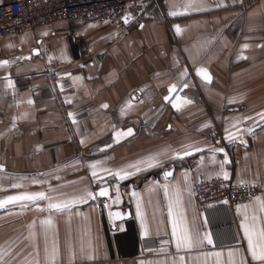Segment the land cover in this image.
I'll return each instance as SVG.
<instances>
[{
  "label": "crops",
  "instance_id": "1",
  "mask_svg": "<svg viewBox=\"0 0 264 264\" xmlns=\"http://www.w3.org/2000/svg\"><path fill=\"white\" fill-rule=\"evenodd\" d=\"M189 3L155 0L128 34L61 20L0 37V201L45 194L0 207V264H261L242 224L264 229V0ZM200 173L262 191L203 212ZM170 202L213 243L178 249ZM164 236L170 250L143 249Z\"/></svg>",
  "mask_w": 264,
  "mask_h": 264
},
{
  "label": "built area",
  "instance_id": "2",
  "mask_svg": "<svg viewBox=\"0 0 264 264\" xmlns=\"http://www.w3.org/2000/svg\"><path fill=\"white\" fill-rule=\"evenodd\" d=\"M155 0H11L0 4V37L33 31L37 28L65 20L83 24L109 22L121 25L124 33L144 25L145 8ZM127 20V22H126ZM79 39V38H77ZM216 143L224 141V132L218 127L208 129L205 134ZM169 166H172L171 164ZM257 184L237 183L232 178L198 174L193 184L195 203L203 212L214 206L237 207L252 201L260 193ZM233 227V221L213 224L212 228ZM145 251L161 248L171 249L168 237H153L142 240Z\"/></svg>",
  "mask_w": 264,
  "mask_h": 264
},
{
  "label": "snow or ice",
  "instance_id": "3",
  "mask_svg": "<svg viewBox=\"0 0 264 264\" xmlns=\"http://www.w3.org/2000/svg\"><path fill=\"white\" fill-rule=\"evenodd\" d=\"M195 3V0H190V3L186 6L191 7L192 4ZM196 10H201V9H196ZM172 15H177V13L173 12ZM127 22V20H126ZM177 27V31H180L179 26ZM245 47H247V45H245ZM3 64H7V61H3L0 62ZM198 75H201L205 80H210V76L207 72L206 69L204 68H199L196 70ZM12 86V82L9 81V87ZM186 86V85H185ZM176 85H172L170 88V91L175 90ZM167 99V98H166ZM32 101H29V103H31ZM185 102H190V101H185ZM174 107H179V104H174ZM103 107H107V105H104ZM132 135V129H128L126 133L123 132H117L116 133V137H117V142H119V140L124 137V136H130ZM151 166V164L149 165ZM93 168L95 167V165L92 166ZM93 175L95 176L96 173L93 172ZM166 175H171V173H167ZM225 178H227V173H224ZM15 187V185H14ZM89 196H91L92 194L89 193ZM100 196H107L108 195V191L107 189H101L99 192ZM41 198H45V194L44 193H32V194H24V195H18V196H9L7 197V199L0 201V207H4L9 203H13V202H17V201H24V200H29V201H33V200H37V199H41ZM259 200V198H257ZM179 198L177 197L175 204H179ZM50 208H55L57 210H60L64 207H67V205H61V204H50L49 205ZM173 203H169V208H168V214L169 217L172 218V235L176 240V247L179 248H192L194 246H198L203 244L205 241L208 244H212V238L210 234H204L203 236H199L197 235L195 238L193 237V235L189 232L188 228L185 225L184 222V217L182 215V213L179 216H175L173 213ZM261 208L262 210H264V202H261ZM115 215L119 216V213H116ZM248 217H245V220H247ZM253 220H256V217H252ZM43 223L46 224H51V220L48 221H44ZM242 227L244 228V233L245 236L248 240V249L251 253V257L253 260L256 261H260L261 264H264V229H259L257 230V228L255 227V225H248L246 223L242 224ZM145 235H147V231H145ZM57 255V249L55 248V246L52 249V252L50 254V259L51 260H55ZM214 255L216 256H220L221 253H215ZM233 256L232 252H229V257L231 258ZM241 264H243V262H241Z\"/></svg>",
  "mask_w": 264,
  "mask_h": 264
}]
</instances>
